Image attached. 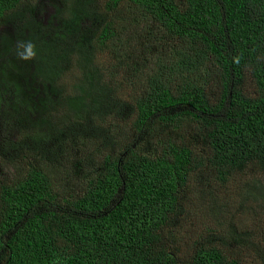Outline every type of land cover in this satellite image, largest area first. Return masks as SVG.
I'll use <instances>...</instances> for the list:
<instances>
[{
    "label": "trees",
    "instance_id": "1",
    "mask_svg": "<svg viewBox=\"0 0 264 264\" xmlns=\"http://www.w3.org/2000/svg\"><path fill=\"white\" fill-rule=\"evenodd\" d=\"M29 2L0 0V25L21 22L4 45L13 51L8 79L38 112L33 142L64 100L85 127L103 112L89 113L105 101L101 88L108 100L123 85L136 91L104 102L123 113L130 135L107 133L113 126L81 142L75 155L48 160L21 140L11 151L0 142V160L20 165L10 176L0 171V264H243L224 244L248 243L247 230L228 229L221 242L211 221L196 224L200 214L191 215L197 238L189 242L181 208L195 173L221 183L247 163L264 172V0H105L102 17L95 0H66L64 33L48 39L26 20ZM123 7L141 35L126 46L115 21L101 19ZM90 18L102 22L84 29ZM97 53L112 66L102 67ZM73 55L80 75L66 96L62 63ZM27 63L55 99L33 100L23 90Z\"/></svg>",
    "mask_w": 264,
    "mask_h": 264
},
{
    "label": "rangeland",
    "instance_id": "2",
    "mask_svg": "<svg viewBox=\"0 0 264 264\" xmlns=\"http://www.w3.org/2000/svg\"><path fill=\"white\" fill-rule=\"evenodd\" d=\"M105 0H95L98 7L99 15L102 17L103 4ZM29 12H26V20L33 24L39 34L46 33V38L52 37L55 32L64 33L60 28L62 20L67 17V4L66 0H30ZM130 12L126 7L121 8L115 14L104 15L102 20L108 21L112 18L117 24L116 39L123 46L133 43L137 37L141 35L132 32L133 26L130 24ZM100 18L86 19L82 25L84 29L91 27L92 25H98L101 23ZM19 23H10L0 25V77L3 80L0 86V142L6 141V148L11 151V143H16L21 140L26 149L35 147L41 153L42 158L47 160L52 155H66L68 153L74 154L77 146L92 135L99 137L105 136V130L107 133L112 132H127L130 135V127L122 122L124 118L123 113L118 110H111L109 105L105 104L108 101H113L117 98L130 99V95H133L135 89L126 88L124 85L119 88V93L113 99L108 100V94L105 90L99 91L104 94V102H101L98 107L91 109L90 114L94 111L102 108V113L99 116H93V119H87L85 121V127H81L82 119H74L66 111L65 100L61 104L62 106H56L54 109V117L51 119L53 124L49 127V131L45 132L43 138L37 143L31 140V134L33 133L30 126L35 117L36 112H31L26 106V101L23 92L19 91L14 83L9 80V69L11 67L10 59L13 51L6 49L4 43L11 41V34L8 30H15ZM132 27V28H131ZM34 29V28H33ZM146 31V30H145ZM143 31V32H145ZM27 31H25L26 33ZM68 39L72 44L74 43V37L70 36ZM135 43L134 46H137ZM21 51H26V44L20 46ZM18 51V48H15ZM141 48L139 47V52ZM95 60L101 64L102 67H110L111 62L108 56L102 58V55L97 53ZM29 66L28 72H22V88L29 95H33V100H38L41 97L43 102L51 101V98L55 99V96L46 91L40 84V80L34 78L31 75L33 70L32 65ZM64 75L63 94L66 96L72 95L74 84L76 83L80 72L79 67L76 64V55H73L68 65L64 62ZM23 67L19 64L18 70H22ZM138 75V72H136ZM104 82L107 81V77H103ZM102 81V79H101ZM20 82V81H18ZM103 82V81H102ZM21 83V82H20ZM247 90L251 89V84L248 83ZM62 100V97L60 98ZM29 101V96H28ZM122 103V100L119 99ZM39 106V104H38ZM108 108H107V107ZM118 107V106H117ZM119 108V107H118ZM127 117H131V111L129 113L122 108H119ZM50 112V110H49ZM110 115L104 116V113ZM38 113V112H37ZM91 118V116H89ZM101 121V122H100ZM109 123V124H108ZM62 127L56 129L57 126ZM104 134V135H103ZM55 139V141H50ZM50 141V142H49ZM9 142V144L7 143ZM94 146V141L91 142ZM57 144L62 148L58 149ZM92 145H89L92 147ZM6 160H10V157H4L0 160V171L3 174L10 176L15 174L19 170V164L12 161V163L5 164ZM99 161V160H98ZM191 190L187 193L182 202V229L183 233L188 236V241L192 242L197 238V235H193L192 224L189 220V216H197L200 214V218L196 224H200V220L206 218L211 221L212 226L215 227V232L220 238L226 235L225 231L228 229H234L237 231L247 230L245 234H248L250 239L248 243L241 245L233 242L224 244V249L231 253H234L239 257L243 264H264V172L251 164L247 163L242 169H234L228 175H226L223 182H219L216 176L208 173H195L192 175ZM215 194L222 208L220 207L215 211ZM204 197V200L202 198ZM187 199L189 200L187 202ZM190 213V215H189ZM225 239V238H224ZM242 243V242H241Z\"/></svg>",
    "mask_w": 264,
    "mask_h": 264
}]
</instances>
